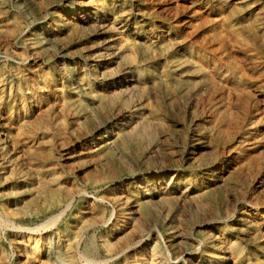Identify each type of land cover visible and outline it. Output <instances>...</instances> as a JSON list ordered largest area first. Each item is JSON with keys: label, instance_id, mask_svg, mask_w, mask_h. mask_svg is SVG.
Here are the masks:
<instances>
[{"label": "bare ground", "instance_id": "1", "mask_svg": "<svg viewBox=\"0 0 264 264\" xmlns=\"http://www.w3.org/2000/svg\"><path fill=\"white\" fill-rule=\"evenodd\" d=\"M258 1L0 0V264H264L254 155L204 140L244 127Z\"/></svg>", "mask_w": 264, "mask_h": 264}, {"label": "rangeland", "instance_id": "2", "mask_svg": "<svg viewBox=\"0 0 264 264\" xmlns=\"http://www.w3.org/2000/svg\"><path fill=\"white\" fill-rule=\"evenodd\" d=\"M264 6V2L261 0L250 7V9H260ZM222 17L224 13H221ZM256 50H252L249 53L247 60V66L250 69L252 81H251V96L250 98L241 94V91L232 94V103L237 113L240 114L241 123L244 127L241 130H237L229 135L220 137L217 141L207 138L208 152H211V156L216 157L234 155L241 146L248 147L250 153L254 155L252 164L249 167H244L237 178L233 179V186L236 188L237 195L246 194L247 198L264 196V185L262 188H257L259 184L264 182V121L258 120L262 116V110H264V58L261 59L263 63L256 59ZM216 102H221L217 99ZM194 109V108H193ZM206 115L200 110L191 114L187 112L186 124L190 131L194 133H204ZM193 121L194 123H191ZM259 122L256 128L255 123ZM244 130L250 133L251 141L244 142ZM206 133V132H205ZM253 147V148H252Z\"/></svg>", "mask_w": 264, "mask_h": 264}]
</instances>
